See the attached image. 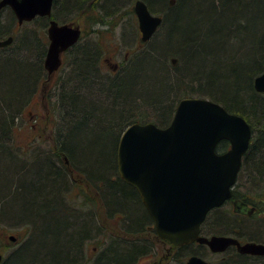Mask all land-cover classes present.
<instances>
[{"label": "trees", "instance_id": "obj_1", "mask_svg": "<svg viewBox=\"0 0 264 264\" xmlns=\"http://www.w3.org/2000/svg\"><path fill=\"white\" fill-rule=\"evenodd\" d=\"M172 11L164 23L173 36L170 53L175 57L170 67L167 53L160 51L158 41L154 43L164 35L160 31L115 72L99 67L100 55L89 47L75 45L66 54V67L54 87L59 117L53 145L50 150L38 148L34 155L18 149L13 138L20 115L45 76L46 20L38 18L37 38L27 30L19 46L14 43L19 49L0 53V219L13 221V211L19 209L27 214L22 221L35 229L1 264H43L47 259L48 264H68L79 255L80 244L94 225L81 215L60 213L67 194L62 190L74 182V174L99 190L107 188L109 209L119 210L128 227L148 222L154 231L138 193L119 175L118 144L134 122L167 127L185 97L209 98L246 118L253 138L233 197H241L245 170L248 184L264 195V92L254 88L252 79L264 70V0H177ZM229 146L223 140L217 151ZM224 211L219 207L210 212L203 234H240L239 216ZM213 213L217 220L211 225ZM142 248L136 240L114 241L96 264H135ZM175 249L185 264L188 255H201L208 247L196 242ZM212 255L216 259L211 264H264L242 256L236 248Z\"/></svg>", "mask_w": 264, "mask_h": 264}, {"label": "water", "instance_id": "obj_2", "mask_svg": "<svg viewBox=\"0 0 264 264\" xmlns=\"http://www.w3.org/2000/svg\"><path fill=\"white\" fill-rule=\"evenodd\" d=\"M52 3L53 0H1L0 8L10 5L19 22H23L37 15H50ZM139 4L142 38L148 40L162 17ZM49 35L52 42L45 66L52 73L61 65V52L78 40L80 31L52 21ZM12 40V36L0 40V47ZM254 86L258 92H264V71L255 78ZM252 134L245 117L199 96L181 99L167 127L154 122L127 126L118 144V171L140 193L159 238L173 246L198 242L215 253L236 246L240 253L264 255V243L243 244L235 235L201 233L209 212L233 196ZM223 140H228L230 147L219 152L217 146ZM233 202L235 211L246 206L237 199ZM3 257L0 252V264ZM186 264L211 263L192 254Z\"/></svg>", "mask_w": 264, "mask_h": 264}, {"label": "rangeland", "instance_id": "obj_3", "mask_svg": "<svg viewBox=\"0 0 264 264\" xmlns=\"http://www.w3.org/2000/svg\"><path fill=\"white\" fill-rule=\"evenodd\" d=\"M8 14L9 12L5 11L2 19L5 23V27L7 29H12L14 24V20L12 19L13 16L10 18ZM35 25V23H32L26 26V28L23 27L21 35H23L26 30L30 32L32 29L34 30ZM165 26L166 24H164L161 28L164 35L162 36V40L159 41V49L162 53H167L165 61L166 65L170 67L173 62L172 58L175 57L174 53H170L174 50L172 48L173 36L171 35L170 29L168 31V28L165 29ZM133 52L134 51H130V54L132 55ZM125 53H129V51H120L119 56H117L114 61H118V59L124 57ZM33 55L36 56L35 53ZM56 81L57 80L40 81V85L33 97V100L29 102L20 115L15 128L13 143L18 147V149L26 151L25 153L27 154H30V152L31 155H34V153L36 154L40 151L38 148H48V150H50V147L53 145L54 130L57 125V118L59 117V113L57 115L56 106L58 102V94L53 91ZM242 176H244L242 177V181L245 178L248 179L249 175L246 170ZM73 177V184L76 187L74 186L72 191H67H71V193L68 195V199L66 198V203L77 206L78 200L84 201L86 199V194H88L89 202L84 205V210L82 211L86 212V210H89L90 208H95L97 218L95 217L92 220L93 223L91 222V224L96 225V229L98 226V230L94 228L91 233L86 235L87 238L83 239L80 244L81 254L70 260L68 264H81L84 260H86L89 264H94V260L98 256L96 251H102L105 246H107L105 242H108L110 238L114 239L115 242L119 241L123 243H130L136 240L143 245V248L140 250L135 260V264H159L161 259L163 260L160 262L162 264H183V255L177 252L175 247L170 246L167 242H163V240L156 235L155 231L152 230L150 223H144L142 230H135L128 227L125 223L126 221L122 220L123 214L121 212L111 213L112 211L108 209V206H105V201L102 196L100 197L97 192H95L99 189L95 187L94 183L90 182V185L86 184L83 177L78 174H74ZM249 181L250 180L247 181L245 179V183H248ZM247 186L249 188V193L254 197L262 195V191H260L259 188H255L252 184H248ZM62 191L64 194L67 193L66 189H63ZM262 197H264V195H262ZM81 207L83 208V206ZM222 207L223 211L225 209H230L233 213V206L230 204H225ZM223 214L226 215L225 211ZM215 215V213L211 215V219L209 220L211 225L215 222V220H217ZM26 216L27 214H23V212L18 209L16 212L13 211V221L7 223V221L3 222L0 219V250L4 252L5 257L12 253L13 250L19 248L26 242L28 237H30V234L34 233V225L28 223L29 221H22V217L27 218ZM28 216H30V214H28ZM70 217L72 216L70 215ZM76 217L77 216L74 218ZM97 231H100V233L97 234ZM262 233L264 236V220L262 221ZM10 235H15L17 237V241L13 243L10 242ZM174 253L176 257H174ZM201 256L206 258L211 263L216 259V256L212 255L209 248L205 249V252H203ZM48 263L51 262L47 259L43 264Z\"/></svg>", "mask_w": 264, "mask_h": 264}, {"label": "flooded vegetation", "instance_id": "obj_4", "mask_svg": "<svg viewBox=\"0 0 264 264\" xmlns=\"http://www.w3.org/2000/svg\"><path fill=\"white\" fill-rule=\"evenodd\" d=\"M139 3H143L151 14L162 17L160 25L148 40H143L142 38L143 33L138 16L141 6ZM176 4L177 0H53L50 15H37L31 20H24L23 22H19L14 9L10 5H4L0 8V31H10L7 35H12V42L16 43L22 36V28H26L29 24L35 23V28L34 30H31V33L35 36V38H37V35L35 34L37 33L36 30L38 27L37 20L38 18L46 20V24L44 23L43 26L44 35L47 39V45L45 46V54L42 59L45 76L42 81L59 79L60 74L66 67V54L75 45L98 43L95 45L105 51L98 59L99 67H108L112 72H115L130 59V51H137L148 46L151 40L159 33L160 29L164 25L166 14H171ZM5 11L9 12L8 15L10 18L13 16L12 19L14 20V24L12 29H7L5 27V23L2 19ZM52 21H56L59 25H67L69 27L79 29L80 35L74 45L69 46L61 52V65L50 73L45 66V60L51 44L49 39V26ZM3 36L5 38L6 34L4 33ZM17 49H19V47H17L16 50ZM1 50L4 49H0V51ZM120 51H129V53H125L124 57L118 59V61H114V59L119 56ZM245 179L248 181L247 178ZM247 185L248 183H245V185L242 186L240 198H234L232 196L225 204L233 206L234 213L239 216L240 234L236 236L240 239V241L243 244L246 242L264 243V236L262 233V221L264 220V197H262V195L257 197L252 196L249 193ZM133 188L138 193L141 203L148 212L140 193L135 187ZM236 199L240 200L241 203L246 204V206H242L241 211L234 210L233 201ZM235 248L236 246H231L228 249ZM241 255L244 257L248 256L249 258H254L257 262H264V255L249 253H241ZM160 262L159 264H162ZM96 263L97 262L94 261V264ZM81 264L89 263L84 260Z\"/></svg>", "mask_w": 264, "mask_h": 264}, {"label": "bare ground", "instance_id": "obj_5", "mask_svg": "<svg viewBox=\"0 0 264 264\" xmlns=\"http://www.w3.org/2000/svg\"><path fill=\"white\" fill-rule=\"evenodd\" d=\"M160 25V24H159ZM158 25V26H159ZM161 30V29H160ZM165 30V29H164ZM162 32V30L160 31V33ZM2 34V35H1ZM0 34V40H5V39H7L8 37H10V36H12V35H7V34H9V33H5L6 34V36H5V38H4V33H1ZM158 35V34H157ZM13 37V36H12ZM160 37V36H159ZM156 38V37H155ZM154 38V39H155ZM49 39H50V43L52 42V38L50 37V35H49ZM157 40H154V43L155 42H159L160 40H162V37L161 38H156ZM13 41V40H12ZM19 44H20V41L18 40L17 41V45L19 46ZM95 44H98V43H95ZM94 43H92V44H89V45H79L78 46V48L79 49H85V50H87L88 49V47L89 48H91L93 51H94V53L96 54V56H98V55H101L102 53H104L105 51H103V50H101L99 47H97L96 45H95ZM15 44L13 43V42H11V43H9V44H7V45H4V46H1L0 47V49H4L5 51L6 50H10L11 48H14V50L16 49V45L14 46ZM47 45V39L45 38V40H44V45H43V48H45V46ZM72 45H74V44H72ZM71 45V46H72ZM40 48H41V50H42V45H40ZM35 49V47H33V49L31 50V51H33ZM3 50H1L0 51V53L2 52ZM34 52L36 53V50H34ZM8 53V52H7ZM5 54V53H4ZM4 54L2 53L1 54V56H4ZM264 71V70H263ZM261 74V73H260ZM259 74V75H260ZM258 75H256L255 76V78L257 77ZM255 78H253L252 77V79H254V81H255ZM253 81V82H254ZM54 88V87H53ZM254 88H255V86H254ZM256 89V88H255ZM53 91L55 92V89H53ZM56 93V92H55ZM18 121H19V119H18ZM124 132V131H123ZM123 134V133H122ZM122 134H121V136H122ZM121 136H120V138H121ZM75 185L73 184V182H72V184L71 183H69L68 182V185H67V189H66V192L68 191V190H73V187H74ZM76 187V186H75ZM95 192H97V194L101 197L102 196V198H103V200L105 201L104 202V204H105V206L107 205V204H109V202H110V195H108V189L107 188H104V189H102V190H96ZM71 192H67V194L69 195ZM65 195V198H67L68 199V195ZM85 201V202H84ZM84 201H79L78 200V202H77V206L76 205H70V204H68V203H65V205L63 206V209H62V212H60V213H62V214H64V216H66L67 215V217H70V215L74 218L75 216H82V218H84V219H87L88 221H90V222H92V220L96 217L97 218V213H95V208L93 209H89V210H86V212L85 211H82V210H84V205L87 203L88 204V202H89V198H88V194H86V199L84 200ZM81 206H83V208L81 207ZM108 206V205H107ZM86 209V208H85ZM108 209H109V206H108ZM110 210V209H109ZM111 211V210H110ZM82 212V213H81ZM92 212V213H91ZM94 212V213H93ZM116 212H120L119 210H115V211H112V213H116ZM87 222V221H86ZM144 225V224H143ZM143 227L144 226H140V227H137V228H134L135 230H142L143 229ZM94 228L96 229V225H94ZM96 230H98V226H97V229ZM97 234H99L100 233V231H97L96 232ZM14 237V239H12L11 237ZM87 238V236H85L83 239H86ZM9 240H10V242H15V241H17V237L15 236V235H10V237H9ZM114 242V239H111L110 238V240L108 241V242H105V244L107 245V246H105V248L102 250V251H96V254H98V256H97V258H95V262H97L98 260H101V258H102V256L104 255V252H106L107 251V248L109 247V246H111V244ZM103 245H104V243H103ZM0 252L3 254V261L8 257H5V254H4V252L2 251V250H0ZM140 252V251H139ZM79 254H81V251H80V253ZM201 256V255H200Z\"/></svg>", "mask_w": 264, "mask_h": 264}]
</instances>
